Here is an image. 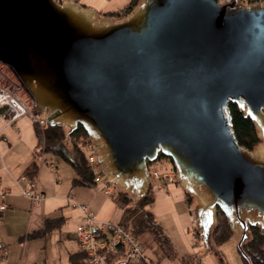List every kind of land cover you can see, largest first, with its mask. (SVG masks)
Masks as SVG:
<instances>
[{"label":"water","instance_id":"obj_1","mask_svg":"<svg viewBox=\"0 0 264 264\" xmlns=\"http://www.w3.org/2000/svg\"><path fill=\"white\" fill-rule=\"evenodd\" d=\"M0 62L65 141L80 125L102 177L134 200L167 157L205 247L223 214L235 248L264 234V0H0ZM259 138L238 143L228 103ZM222 263V260L220 259Z\"/></svg>","mask_w":264,"mask_h":264},{"label":"crops","instance_id":"obj_2","mask_svg":"<svg viewBox=\"0 0 264 264\" xmlns=\"http://www.w3.org/2000/svg\"><path fill=\"white\" fill-rule=\"evenodd\" d=\"M76 1L82 2L83 5L94 8L98 12H107L117 10L129 0ZM14 122L17 126L21 125L24 127L25 130L30 126V121L25 116L18 117L13 121V124ZM0 123L2 141L8 140L9 136L12 139V125L5 124L4 120H1ZM18 132L16 133L19 137L20 133ZM8 148L9 146H5L3 151L6 152ZM50 160L52 161V159L47 160L44 158L45 163ZM30 161L22 163L20 169L17 168L16 170L17 174L13 172L14 168L8 167L6 163H3L4 167H0V183L9 191L7 196L8 206L0 214V240L3 242L5 259L9 264H30L40 261H44L46 264H62L64 261L66 263L69 252L80 248L78 241L71 233L72 227L78 219L79 209L69 204V200L65 197L67 193H71L78 202L88 203L96 219L118 221L122 218L121 209L128 203L123 206L119 205L114 197L95 189L92 184L71 186L70 181L74 173L67 171L68 174L66 176L59 174V168L55 163L56 174L50 175L48 173L46 177L44 174H40L39 164L36 162V172L32 177L35 178L37 189L42 193V197L37 203L31 204L27 197L23 196L24 199L19 196L20 189L15 180ZM50 180L52 184H50ZM48 189H51L53 193H51L52 191L49 193ZM168 189L170 190L167 187L166 191ZM165 193L161 189H157L156 192L152 190L153 200L150 205L157 207L167 195ZM155 194L156 199L154 198ZM166 202H170L171 208L174 204V209L178 213L188 211L184 194L177 198L175 197L173 204L171 201ZM147 210L150 211L149 209ZM150 213L152 214V211ZM53 216H61L62 220L57 226L40 233L39 230L43 227L44 219ZM30 232H34V234L29 235ZM33 246H35V249ZM149 261L151 262L150 259Z\"/></svg>","mask_w":264,"mask_h":264},{"label":"rangeland","instance_id":"obj_3","mask_svg":"<svg viewBox=\"0 0 264 264\" xmlns=\"http://www.w3.org/2000/svg\"><path fill=\"white\" fill-rule=\"evenodd\" d=\"M245 1H250V0H245ZM4 65L5 64L3 63L0 64V78L1 76H3V74H5L3 70L7 68ZM24 116L28 118L26 115ZM13 125L17 126L15 122ZM11 127L13 132L12 139L9 136L8 140L2 141L3 136L0 135V144H1L0 150H2L0 152L1 164L6 163L8 167L11 166L12 168H14L13 172L17 174L16 170L17 168L20 169L22 163H24L25 161L27 163L31 159H35L36 162L39 164L40 174L42 175L44 174L47 177L48 173H50V175L53 174L51 173L52 169L47 168V163L49 161L45 163L44 162V158H45L47 160L52 159V161L59 168V174L66 176L68 174L67 171L69 173L73 172L71 166L67 162L51 155L49 152L42 151L41 149L42 142L37 131L38 127L34 128L31 123L26 130L21 125L17 126L16 128L19 129L18 133H20L21 136V137L19 136L20 138L15 132V127L13 126ZM8 142L10 143L8 144ZM80 144L82 149L84 150L85 155L88 157L91 156V158L95 160L96 166L99 169L98 163L92 153V144L88 139V137H86L85 139L83 138ZM5 146H9L6 152L3 151L5 149ZM148 167L166 170V169H171V164L165 158H160V159L158 158L153 162L149 163ZM99 173H101L100 170ZM34 181L36 184L35 178ZM50 184H52L51 180H50ZM70 185H71V181H70ZM109 186H110L109 188L114 190L115 193L119 189L116 185H113L111 183L109 184ZM167 186L170 188V190L168 189V191H164V193L167 192L165 193L167 195L165 196L164 200L158 204L157 206L158 208L154 207L152 204L150 205V203L146 204L143 207V209L145 210L149 209L150 211H152L153 220H149V219L145 220L142 208H140L138 205H136V203H134V201L137 200H134L130 197L131 201L127 205H125L124 208L122 207L123 209H121L122 218L116 221V222H124L131 228L140 227V232L137 234V239L141 243L142 249L145 255L147 256V259L149 258L152 264H244V262L242 261L240 255L238 254L235 248L237 236L234 234L229 236L220 245H218L215 251L205 247L196 230L194 229L195 232L192 231L194 227L189 211H186L185 213H178L174 209L173 200L175 199V197L177 198L184 194L182 188L175 182L168 183ZM149 187L151 188V190H153V192L157 191V188L154 187V183H151V185L148 186V188ZM36 188H37V184H36ZM15 189L18 190L17 187H15ZM48 191L50 193L52 190L48 189ZM51 193H53V191ZM18 194L19 196L23 197L20 193ZM65 197L69 200L70 202L69 204L71 206L77 207L78 209L79 207L73 205L72 204L73 202L86 203V202H78L73 198L71 193H67ZM111 197L115 198V194ZM154 198L156 199V194ZM166 201H171L173 207L171 208L170 202H166ZM192 203L193 200L189 203V208L191 207ZM80 216L81 214L79 210V214L77 216L78 219L71 230L72 234L75 225L80 221ZM142 221L146 222L147 224L142 225ZM155 234H160L159 243L162 245V249L158 245L157 243L158 241L154 237ZM193 237H196L198 242L193 243L192 241ZM33 247L35 249V246ZM163 250L165 252H163ZM198 250L199 253H197ZM195 254L197 255V257ZM220 259L222 260V263L220 262ZM64 263L65 261L62 262V264Z\"/></svg>","mask_w":264,"mask_h":264},{"label":"built area","instance_id":"obj_4","mask_svg":"<svg viewBox=\"0 0 264 264\" xmlns=\"http://www.w3.org/2000/svg\"><path fill=\"white\" fill-rule=\"evenodd\" d=\"M21 90L22 85L15 77L5 74L1 76L0 121L4 120L5 124L15 127L13 121L26 115L30 123L36 125L39 129L47 125L46 113L35 111L32 100L29 97H23ZM15 132H18L16 127ZM86 158L93 175L90 184L104 194L113 196L115 192L109 188L110 183L99 173L95 160L91 156H86ZM0 167H4L1 162ZM47 167L52 169L53 175L56 174L53 161H49ZM148 173L149 184L154 183V187L157 189L166 191L168 183L177 182L176 172L173 168L161 170L148 167ZM15 180L18 183L20 194L27 197L31 204H35L41 199L42 193L37 190L33 177L21 172ZM8 195V189L0 183V214L8 206ZM72 204L79 207L81 214L80 221L74 227L73 235L78 241L79 247L87 254L90 264H140L141 262H150L137 236L126 223L98 220L87 203L73 202ZM192 241L193 243L198 242L196 237H193ZM197 253H199V250ZM0 264H9L5 259L4 245L1 240Z\"/></svg>","mask_w":264,"mask_h":264},{"label":"trees","instance_id":"obj_5","mask_svg":"<svg viewBox=\"0 0 264 264\" xmlns=\"http://www.w3.org/2000/svg\"><path fill=\"white\" fill-rule=\"evenodd\" d=\"M137 0H129L125 3L122 7L118 8L114 11H107V12H99L100 14H107L114 17L121 16L125 14L135 3ZM252 1V0H250ZM1 64V63H0ZM7 68L3 70L5 75L10 77H15L13 71L9 68L8 65H4ZM21 94L23 97L28 98L27 92L22 88ZM229 112L231 115V124L235 134V137L239 144L251 148L256 143H258L259 138L256 135L255 129L248 118V116L244 115L236 105L232 102L228 103ZM33 125V124H32ZM34 128H37L36 125H33ZM38 134L40 136L42 142V151L49 152L51 155L67 162L72 170L73 176L71 178V186L74 185H87L90 184L92 181V171L87 163V158L84 153V150L81 147V140L86 138L85 131L82 129L80 125L69 134L67 141H65V128L63 126L55 125L49 126L45 125L42 128L38 129ZM160 158H165L169 161L167 157L159 156ZM170 162V161H169ZM171 164V163H170ZM37 163L35 160H31L24 168L22 172L27 173L29 176L36 172ZM172 168V167H171ZM185 202L187 208H189V203L193 200V198L184 193ZM115 200L119 205H125L131 201L129 195L118 189L115 193ZM153 200L152 190L149 187L145 194L139 198L137 201H134L136 205H138L143 210L144 219L153 220L152 214L150 211L143 209V207L150 203ZM62 220L61 216H53V217H46L44 219V224L42 229H40V233H44L45 230H49L54 226H57L59 222ZM146 222L142 221V225H146ZM141 225V224H140ZM133 233L137 236L140 232V227L132 228ZM193 232L194 228L192 229ZM250 237L245 241L242 245V248L248 254L250 258L251 264H264V234L259 231V228L255 226L249 227ZM198 233V232H197ZM34 232H30L29 235H33ZM160 234H155L154 237L158 241V245L162 249V245L159 243V236ZM232 235V232L229 230L226 220L223 214L220 212L219 209H216V222L211 230V242L217 248L225 239ZM163 252H165L163 250ZM65 264H90L88 262V256L85 251L81 248L69 252L67 254ZM182 259V258H181ZM184 259V258H183ZM244 264L246 262L241 258ZM30 264H46L44 261L40 262H32ZM140 264H152V263H145L141 262Z\"/></svg>","mask_w":264,"mask_h":264},{"label":"bare ground","instance_id":"obj_6","mask_svg":"<svg viewBox=\"0 0 264 264\" xmlns=\"http://www.w3.org/2000/svg\"><path fill=\"white\" fill-rule=\"evenodd\" d=\"M201 261H202V260H201ZM201 261H200V262H201Z\"/></svg>","mask_w":264,"mask_h":264},{"label":"flooded vegetation","instance_id":"obj_7","mask_svg":"<svg viewBox=\"0 0 264 264\" xmlns=\"http://www.w3.org/2000/svg\"><path fill=\"white\" fill-rule=\"evenodd\" d=\"M197 232V231H196Z\"/></svg>","mask_w":264,"mask_h":264}]
</instances>
